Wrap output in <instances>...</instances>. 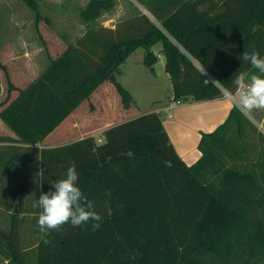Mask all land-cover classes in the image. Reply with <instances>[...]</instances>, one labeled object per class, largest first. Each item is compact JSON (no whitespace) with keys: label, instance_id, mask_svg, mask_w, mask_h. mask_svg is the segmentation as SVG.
Segmentation results:
<instances>
[{"label":"trees","instance_id":"1","mask_svg":"<svg viewBox=\"0 0 264 264\" xmlns=\"http://www.w3.org/2000/svg\"><path fill=\"white\" fill-rule=\"evenodd\" d=\"M22 1L36 26L48 21L38 0ZM137 1L151 16L137 12L113 29L89 26L73 43L61 39L65 46L56 55L49 52L47 66L25 83L27 64H19L17 76L25 80H18L0 53L6 81L0 142L41 144L36 197L74 163L102 217L95 230L65 223L42 234L37 226L35 264H264V134L233 106L220 125L202 133L201 155L188 165L159 114L138 113L115 76L142 47V63L152 72L159 53L164 56L175 101L233 93L236 73L254 71L239 54L252 49L264 54V0ZM113 6L114 0H90L80 14L89 24ZM122 113L126 118L102 127L98 141L92 133L106 116ZM64 132L72 134L69 141L48 143ZM7 191L0 256L6 264H28L30 252L15 235L19 213L33 210L22 207L25 199L30 205V195L24 185H7Z\"/></svg>","mask_w":264,"mask_h":264},{"label":"rangeland","instance_id":"2","mask_svg":"<svg viewBox=\"0 0 264 264\" xmlns=\"http://www.w3.org/2000/svg\"><path fill=\"white\" fill-rule=\"evenodd\" d=\"M90 0H38L40 13L48 19L47 22L41 20L38 26L35 25L34 13L25 5L22 0H0V53L3 61L10 66L14 72V76L18 80H25V76L19 74L17 76V68L19 64H27L29 72L27 79L21 83H25L30 79L32 74L42 71L48 64V53L56 55L67 43L75 42L82 34L85 33L89 26L93 28L113 29L115 25L127 16L137 12H146L145 7L137 0H114V6L109 10H103L100 15L87 24L81 17V10ZM154 22L159 24L157 20L151 17ZM64 40L65 44L62 42ZM47 48V49H46ZM160 49V47H159ZM156 47L154 50L158 52ZM144 53L142 47L134 50L128 63L121 64L115 72L116 79L125 83L131 91L133 98L137 104L138 113H146L168 103L172 98L171 81L168 74L163 71L156 75L144 66L140 59ZM159 55H162L159 53ZM163 56V55H162ZM156 64V63H155ZM130 66V68H129ZM126 72L123 77L121 72ZM24 76V77H23ZM14 77V78H15ZM2 86L6 88L4 75L0 71V89ZM1 93V91H0ZM264 114V109H260L259 117ZM127 115L120 114L116 118L111 119L106 116V121L100 125V129L95 130L94 136L98 141L102 139L101 128L109 124L111 121H119L126 118ZM252 120L262 132L264 131V119L260 120L253 111L250 113ZM113 119V120H112ZM251 120V119H250ZM91 133V132H90ZM72 134L64 132L61 137L55 139L51 137L48 143H63L71 139ZM41 144L28 146L26 144L19 145H0V153L4 157L11 153L19 155V164L22 167V183H25L26 190L30 195V205L27 206V199L22 203L23 210L32 207V212L26 213L22 217L26 221H18V232L15 235L19 245L27 248L28 255L25 257L28 264H35V257L30 248L39 238L36 224V208L34 203L37 200L38 189H40V168L37 149ZM36 151H35V149ZM18 157V156H17ZM36 157L35 159H33ZM25 169V171H24ZM24 172L26 176H24ZM20 187V186H19ZM25 213V212H24ZM0 226H8L7 217L0 216ZM7 228V227H6ZM22 247V246H21ZM32 252V253H31ZM0 264H5L4 258L0 256Z\"/></svg>","mask_w":264,"mask_h":264},{"label":"crops","instance_id":"3","mask_svg":"<svg viewBox=\"0 0 264 264\" xmlns=\"http://www.w3.org/2000/svg\"><path fill=\"white\" fill-rule=\"evenodd\" d=\"M159 47L161 46L160 45L156 46L157 49H159ZM133 52L127 57L125 62L122 64L125 65L126 63H128L127 61H129L128 59H130L129 57H131ZM143 56L144 53L140 59L141 63ZM193 61L194 63L197 64L195 60ZM164 64H165L164 56L159 55L158 60L154 65L155 68L154 74L159 75L163 71H165ZM119 71L120 70L118 69V72ZM149 73L152 72L150 71ZM120 74L123 75L124 77L126 75V72L124 71L121 72ZM119 82L132 95L131 89L128 86H126L125 83H122L121 81ZM238 99H239V93H236L235 95H233V97H230L224 93L220 97H216L213 99H206V100H197L192 97H188L179 102H176L172 97L169 99L168 103L152 111L158 113L159 116L161 117L162 123L167 132L169 140L174 146L177 154L185 161L186 164L190 165L194 163L201 155V152L198 149L197 145L201 138L202 133L211 132L218 125H220L228 116L230 109L233 106H236L235 102ZM252 111L256 117H259L258 115L260 113V109H254ZM246 117L249 120L251 119L250 121L253 123V125L255 124L250 114ZM259 118L260 120L264 119V114L261 115V117ZM257 130L262 132L259 128H257ZM100 132L102 133V130H100ZM262 133L264 134V131ZM3 144L23 145V143L15 142V141L0 142V145ZM13 154L14 153H11L8 156L4 157L3 154L0 153V158L2 159V162H0V216L7 218L9 217V211H8L9 209H6V207L9 201L11 200L9 193L7 191V185H10L15 189L19 188V186L23 184L25 185V183H22V179H21V175L23 174L22 167L24 168L25 165L19 164L20 158L19 155L17 154H14L15 156L13 159L12 158ZM11 159H13V161H11ZM6 160H10L8 166L7 164H5ZM8 167L10 168L8 169ZM24 176H26L25 172H24ZM23 215L25 214L22 211L21 213H19L18 219L22 218ZM30 250H33V247H31ZM24 251H28L27 248H25ZM21 255L23 256L24 253H22ZM4 262L6 264V260H4Z\"/></svg>","mask_w":264,"mask_h":264},{"label":"clouds","instance_id":"4","mask_svg":"<svg viewBox=\"0 0 264 264\" xmlns=\"http://www.w3.org/2000/svg\"><path fill=\"white\" fill-rule=\"evenodd\" d=\"M238 58L254 69L237 72L233 81L239 89L236 107L248 116L254 109H264V54L256 49L244 50ZM227 94L231 95V92ZM79 176L77 166L70 164L64 175L50 182L49 190L42 191L35 201L34 207L40 209L36 224L42 234L59 229L65 223L73 226L90 224L93 230L100 227L101 214L82 189Z\"/></svg>","mask_w":264,"mask_h":264},{"label":"built area","instance_id":"5","mask_svg":"<svg viewBox=\"0 0 264 264\" xmlns=\"http://www.w3.org/2000/svg\"><path fill=\"white\" fill-rule=\"evenodd\" d=\"M225 94H227L228 92L227 91H225L224 92ZM236 93H239V89L237 88L233 93H231V95H228V96H230V97H233V95H235ZM176 102H179V101H176Z\"/></svg>","mask_w":264,"mask_h":264},{"label":"water","instance_id":"6","mask_svg":"<svg viewBox=\"0 0 264 264\" xmlns=\"http://www.w3.org/2000/svg\"><path fill=\"white\" fill-rule=\"evenodd\" d=\"M110 78L113 79V76L111 75ZM13 209H14V210H17V204H16V203H15V206H14Z\"/></svg>","mask_w":264,"mask_h":264}]
</instances>
